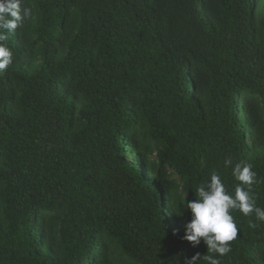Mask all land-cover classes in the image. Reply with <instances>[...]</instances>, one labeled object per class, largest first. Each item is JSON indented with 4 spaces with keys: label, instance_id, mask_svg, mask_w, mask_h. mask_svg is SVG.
<instances>
[{
    "label": "trees",
    "instance_id": "trees-1",
    "mask_svg": "<svg viewBox=\"0 0 264 264\" xmlns=\"http://www.w3.org/2000/svg\"><path fill=\"white\" fill-rule=\"evenodd\" d=\"M24 6L0 72V264L215 255L182 239L181 202L213 172L234 194L231 158L264 208V0ZM230 214L221 264H264V222Z\"/></svg>",
    "mask_w": 264,
    "mask_h": 264
},
{
    "label": "clouds",
    "instance_id": "clouds-1",
    "mask_svg": "<svg viewBox=\"0 0 264 264\" xmlns=\"http://www.w3.org/2000/svg\"><path fill=\"white\" fill-rule=\"evenodd\" d=\"M23 3L24 0H0V72L7 70L14 59L13 50L6 43L9 34L32 17V9L22 7ZM224 166L231 167L232 176L239 182L234 194L226 191L221 176L213 172L209 180L195 189V199L189 200L187 195L181 202L182 207L191 213L190 221L184 225L182 239L190 242L194 248L203 242L207 252L215 254L201 256L197 252L191 258H186L185 264H198L201 258L207 264H221L219 257L231 251L230 242L238 234L230 210H238L244 216L254 214L257 221L264 222V208L258 207L251 195L256 177L253 166L247 162L233 165L231 158L224 160Z\"/></svg>",
    "mask_w": 264,
    "mask_h": 264
}]
</instances>
